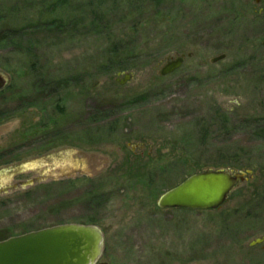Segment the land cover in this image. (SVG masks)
Listing matches in <instances>:
<instances>
[{"label": "rangeland", "instance_id": "rangeland-1", "mask_svg": "<svg viewBox=\"0 0 264 264\" xmlns=\"http://www.w3.org/2000/svg\"><path fill=\"white\" fill-rule=\"evenodd\" d=\"M57 1L0 0V170L33 181L0 242L95 225L106 264H264V0ZM220 169L251 173L218 210L157 207Z\"/></svg>", "mask_w": 264, "mask_h": 264}, {"label": "water", "instance_id": "water-1", "mask_svg": "<svg viewBox=\"0 0 264 264\" xmlns=\"http://www.w3.org/2000/svg\"><path fill=\"white\" fill-rule=\"evenodd\" d=\"M224 59L225 55H221L212 59L211 63ZM183 61L184 56L167 60L158 75L165 77L174 73L182 66ZM130 78V75H126L118 83L123 85ZM7 83V76L0 73V91ZM9 172L11 171L0 170V196L33 184L32 180L9 184L6 178ZM250 173L220 169L194 174L162 194L157 201V207L194 211L217 210ZM262 241L264 237L254 241L251 246ZM102 253L103 235L96 226L91 225H61L0 242V264H95Z\"/></svg>", "mask_w": 264, "mask_h": 264}, {"label": "trees", "instance_id": "trees-1", "mask_svg": "<svg viewBox=\"0 0 264 264\" xmlns=\"http://www.w3.org/2000/svg\"><path fill=\"white\" fill-rule=\"evenodd\" d=\"M56 1V0H55ZM61 0H58L57 2H56V6L58 5V3L60 2ZM106 0H104V2H105ZM99 5H101V4H99ZM98 5V6H99ZM100 7V6H99ZM91 15L93 16V20H92V22H102V15H97V14H95L94 12H92L91 13ZM50 21H52V19H50ZM50 25V24H49ZM54 25V24H53ZM53 25H50V26H53ZM14 31L13 30H11V29H9V28H4V29H2V30H0V44L1 43H5V44H7V43H9V42H11L12 40H13V38L15 37L14 36ZM10 89V87H5V89L3 90V91H1L0 92V96H2L5 92H8V90ZM51 145L52 144H47V145H44V147H43V149L45 148V149H47L48 147H51Z\"/></svg>", "mask_w": 264, "mask_h": 264}, {"label": "flooded vegetation", "instance_id": "flooded-vegetation-1", "mask_svg": "<svg viewBox=\"0 0 264 264\" xmlns=\"http://www.w3.org/2000/svg\"><path fill=\"white\" fill-rule=\"evenodd\" d=\"M255 1V3H259V0H254ZM263 10L261 9V10H259V14L262 12ZM226 57V56H225ZM223 61V60H222ZM177 72V71H176ZM91 226H95V225H91ZM97 227V226H96ZM98 228V227H97ZM99 229V228H98ZM100 230V229H99ZM101 231V230H100ZM102 233V232H101ZM103 235V234H102ZM103 241H104V239H103ZM102 255H103V253H102ZM102 255H101V257H102ZM101 257L97 260V262L95 263V264H106V263H104V262H102V261H100V259H101Z\"/></svg>", "mask_w": 264, "mask_h": 264}]
</instances>
